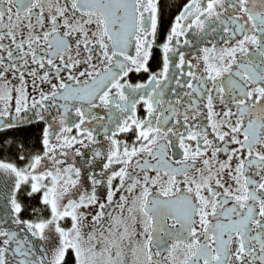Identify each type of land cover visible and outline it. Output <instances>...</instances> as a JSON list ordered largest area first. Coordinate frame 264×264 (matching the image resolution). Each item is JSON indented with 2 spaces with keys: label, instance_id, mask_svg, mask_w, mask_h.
Here are the masks:
<instances>
[{
  "label": "snow or ice",
  "instance_id": "snow-or-ice-1",
  "mask_svg": "<svg viewBox=\"0 0 264 264\" xmlns=\"http://www.w3.org/2000/svg\"><path fill=\"white\" fill-rule=\"evenodd\" d=\"M0 264H264V0H0Z\"/></svg>",
  "mask_w": 264,
  "mask_h": 264
}]
</instances>
